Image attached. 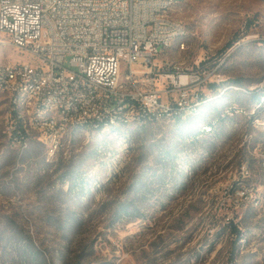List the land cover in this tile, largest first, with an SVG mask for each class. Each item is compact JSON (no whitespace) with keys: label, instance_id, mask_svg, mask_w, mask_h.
<instances>
[{"label":"rangeland","instance_id":"1","mask_svg":"<svg viewBox=\"0 0 264 264\" xmlns=\"http://www.w3.org/2000/svg\"><path fill=\"white\" fill-rule=\"evenodd\" d=\"M175 11L185 48L158 61L205 76L184 120L79 131L51 160L37 142L19 156L0 91V228L28 233L50 264H264V101L249 93L264 81V0H178ZM7 61L32 59L0 44Z\"/></svg>","mask_w":264,"mask_h":264},{"label":"built area","instance_id":"2","mask_svg":"<svg viewBox=\"0 0 264 264\" xmlns=\"http://www.w3.org/2000/svg\"><path fill=\"white\" fill-rule=\"evenodd\" d=\"M176 7L178 0H0V34L8 35L0 44L32 59L0 63L5 129L17 154L37 142L51 160L79 131L103 136L196 112L201 100L191 87L204 74L158 61L176 42L185 48Z\"/></svg>","mask_w":264,"mask_h":264},{"label":"trees","instance_id":"3","mask_svg":"<svg viewBox=\"0 0 264 264\" xmlns=\"http://www.w3.org/2000/svg\"><path fill=\"white\" fill-rule=\"evenodd\" d=\"M232 83L238 84L240 79L231 80ZM218 84L211 83L209 87L214 89ZM251 99L261 105V98L264 97V89L252 91ZM128 206H121L117 214L126 213ZM229 227L232 233L235 234L233 243L239 240L240 233L236 224L229 222ZM19 231L15 225L6 228H0V264H50V260L44 250L38 248L31 236ZM234 252L231 253V259L234 257Z\"/></svg>","mask_w":264,"mask_h":264}]
</instances>
